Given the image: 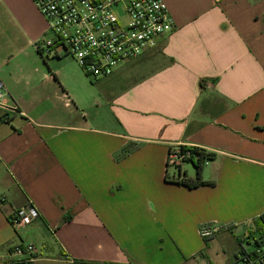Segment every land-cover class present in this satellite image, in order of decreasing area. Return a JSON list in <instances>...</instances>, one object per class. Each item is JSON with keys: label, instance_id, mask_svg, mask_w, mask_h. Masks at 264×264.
<instances>
[{"label": "crops", "instance_id": "obj_1", "mask_svg": "<svg viewBox=\"0 0 264 264\" xmlns=\"http://www.w3.org/2000/svg\"><path fill=\"white\" fill-rule=\"evenodd\" d=\"M163 1L172 31L84 101L62 74L70 57L34 50L33 4L0 0V264H190L208 224L211 240H235L237 261L264 213V0ZM143 60L142 78L121 75ZM175 146L215 154L202 169L213 186L166 182ZM27 204L38 217L14 227ZM18 245L34 253L10 256Z\"/></svg>", "mask_w": 264, "mask_h": 264}, {"label": "built area", "instance_id": "obj_2", "mask_svg": "<svg viewBox=\"0 0 264 264\" xmlns=\"http://www.w3.org/2000/svg\"><path fill=\"white\" fill-rule=\"evenodd\" d=\"M45 19L47 38L33 43L40 57H70L92 79L110 76L121 64L135 60L170 33L174 21L163 0H30ZM0 83V101L3 97ZM182 147V148H181ZM190 147H172L166 165L176 170L190 159ZM207 164V163H206ZM38 217L27 204L12 218L16 228L28 226ZM219 228H200L203 239ZM245 240V239H244ZM238 254L236 264H264V245ZM32 245L15 246L11 255H31Z\"/></svg>", "mask_w": 264, "mask_h": 264}, {"label": "rangeland", "instance_id": "obj_3", "mask_svg": "<svg viewBox=\"0 0 264 264\" xmlns=\"http://www.w3.org/2000/svg\"><path fill=\"white\" fill-rule=\"evenodd\" d=\"M30 1V0H29ZM31 3V2H30ZM36 11V10H35ZM37 15L40 17V19L42 20V23L44 25V33L41 37H39V39H37L36 41H42L43 39L47 38L48 35H44L46 34V30H47V25H46V21L45 19L39 14L38 11H36ZM54 58L51 57L49 58V61H51L50 63L54 62L53 60ZM70 60L67 61H63L61 69H63V73L64 76H66L67 82L69 83V85H71L75 91L76 94H78L80 97H82V99H86V97L88 96V91H93V92H97L100 93L102 95L101 98H103V96L105 95V92L108 90V88L110 87V85L112 84V82L114 83V86H118L117 84H119V82H115V81H109V82H105V80L103 78H98V79H92L88 76H86V81L85 82V86L82 87V85L75 83L73 77V67L70 65L71 62V58H69ZM65 63V64H64ZM71 63H75V62H71ZM76 65V64H75ZM81 71V70H80ZM82 73L84 74V72L82 71ZM121 75H124V72L121 73ZM72 78V79H71ZM91 82V83H90ZM88 83V84H87ZM205 167H203L204 169ZM181 170L182 172H186L187 176H195L196 173V169L193 166V164L191 162L185 163L181 166ZM174 169L172 168H168V173L170 176H172V174L174 173ZM254 219H252V221H250L249 224H251L250 227V235L246 242V240H244L241 243V246L243 249L252 251L253 249V240L258 238V234L255 232L256 231V227L253 224ZM241 233L242 230H239ZM238 233V232H237ZM236 235V234H235ZM249 243V245H248ZM205 244V243H204ZM236 247V242L233 238H230V236L225 235H217L213 240L209 241L207 243V245L204 246V249H202V251H200L201 257H198L196 260H194L193 262H190V264H233V250Z\"/></svg>", "mask_w": 264, "mask_h": 264}, {"label": "trees", "instance_id": "obj_4", "mask_svg": "<svg viewBox=\"0 0 264 264\" xmlns=\"http://www.w3.org/2000/svg\"><path fill=\"white\" fill-rule=\"evenodd\" d=\"M159 58L160 60H162L164 57L155 56L154 60H158ZM133 61H129V62H133ZM148 62L149 61L147 60H143V61H139L137 63L131 64V66L127 68V70L124 71V73L127 75H130L129 79L139 80L140 78H142L141 76H144L146 74ZM164 66L165 64L162 65V68ZM131 150H132L131 145L124 147L120 153V157L127 155ZM189 151H190L191 156H190V159L187 161V163L191 162L193 166L195 167L196 169L195 176L193 177L187 176L186 172H182L181 167L177 168L176 171H174V173L172 174V176H170L168 173V169H167L166 176H165L166 182L172 183L177 186L186 187L188 189H195V188H199L203 186H213L214 185L213 183H209V182L202 180V169L206 163L214 160L215 154L207 152L204 149H200L197 147H190ZM70 218H71L70 216H65L62 219V222H67L68 220H70ZM253 224L256 227L255 232L258 234V238L253 240V246L254 247L263 246L264 245V213L261 214L259 217L255 218L253 221ZM211 238L204 239L205 245H207V243L211 240ZM247 239L248 237L245 238V240ZM241 243L242 241H240V245ZM243 250L244 249L241 248L240 251L238 252L240 254H244L245 251ZM29 263H30L29 261L21 262V264H29ZM233 264H236V263H233Z\"/></svg>", "mask_w": 264, "mask_h": 264}]
</instances>
